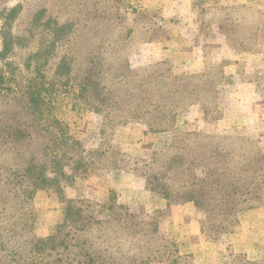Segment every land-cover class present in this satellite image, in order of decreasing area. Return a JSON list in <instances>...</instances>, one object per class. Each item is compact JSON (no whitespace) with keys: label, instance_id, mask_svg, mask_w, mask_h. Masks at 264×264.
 <instances>
[{"label":"rangeland","instance_id":"1","mask_svg":"<svg viewBox=\"0 0 264 264\" xmlns=\"http://www.w3.org/2000/svg\"><path fill=\"white\" fill-rule=\"evenodd\" d=\"M119 3L118 0H0V53L5 49L6 35L13 39L12 50L5 54V59L0 56V264H39L43 256L37 257L31 251L29 240L39 242L59 236L60 223L66 215H74V209H68L70 202L87 213L92 212L100 221L113 223L107 229L112 241L107 246L103 244L104 248L117 256L135 253L136 264H197L183 240L193 235L201 240L192 239L188 242L189 248L205 249L206 243H215L221 249L219 264H264L262 260H250L244 251H236L234 245L241 242L240 223L250 211L264 206L249 210L235 232L224 235L221 242H211L201 232L202 214L194 205L175 204L160 192L150 190L151 185L142 174L146 164L166 153L176 137L186 135L211 137L216 143H226L234 149L237 158L264 153V134L245 133L240 128L223 125L214 128L207 123L219 121L224 115L218 104V93L220 85L226 82L225 66L231 62L222 58L217 46L220 41L254 46L260 36L264 40V0H122L118 10ZM117 12L125 17L116 18ZM76 23L82 32L75 38L79 45L91 33L96 34L94 43H99L110 31L114 32L116 48L123 50L130 68L137 72L134 78L129 74L132 80L146 77L147 67L162 64L151 67L149 72L155 77L164 73L166 82H160L163 87L173 78L169 75L172 68L179 74L196 77L200 97L192 94L185 99L188 105L179 109L172 124L163 130L174 132L172 142L152 152V138L162 131H152L144 124L135 123L113 126L103 133L105 112L69 96L75 103L79 102L78 109L61 107L59 116L66 120L70 133L83 149L94 152L95 159L82 169L71 171L66 167L75 179L64 185L61 194L39 189L25 206L20 201L15 204L11 200L14 195L7 192L9 181L14 179V171L21 168L19 156L27 155L28 159L34 155L31 148L20 145L23 141L30 143L29 136L32 138L39 130L37 114L30 112L32 106L25 90L28 80L36 74L35 54L50 42L56 43L58 47L47 71L51 77L61 61L63 53L59 46L65 37L54 38V29L60 25L71 29ZM256 24L260 28L255 34ZM90 25L92 31H89ZM130 26L134 27V34L124 37ZM151 37L154 40H148ZM158 42L192 43L191 46L205 43V64L197 63L184 70L176 69L172 58L141 64L140 49ZM192 51H184L180 58L190 59L194 56ZM240 71L245 78L257 81L264 92V69L246 74L242 66ZM195 87L187 85L186 90L190 92ZM67 99L65 96L63 101L68 103ZM47 143L45 139L44 145ZM198 173L203 174L200 169ZM110 205L113 207L109 208ZM67 221L65 232L75 224L72 218ZM249 226L264 229V223L257 218H252ZM98 248L104 250L101 245ZM211 253L216 251L213 249ZM35 257L40 258L38 262L33 261Z\"/></svg>","mask_w":264,"mask_h":264},{"label":"trees","instance_id":"2","mask_svg":"<svg viewBox=\"0 0 264 264\" xmlns=\"http://www.w3.org/2000/svg\"><path fill=\"white\" fill-rule=\"evenodd\" d=\"M121 1L118 0V10ZM124 17V14L117 12L116 18ZM78 26L79 23H76L71 29H67L68 25L54 29V38L65 37L59 46L63 53L61 61L51 77H48L47 71L50 69V58L58 47L56 43L50 42L35 54L37 61L33 66L36 74L28 80L25 90L32 106L30 112L37 114L36 126L39 130L32 138L29 136L30 143L23 141L20 145L24 149L31 148L34 155L28 159L27 155L19 156L21 168L14 171L15 177L9 181L7 192L14 195L11 200L15 204L20 201L25 206L39 189L61 194L64 185L75 179V175L68 173L66 167L71 171L82 169L95 159L94 152L83 149L80 141L70 133L66 120L59 116L61 107L78 109L79 102L73 100L80 99L81 104L105 112V133L110 127L135 123L144 124L152 131L166 130L176 112L188 105L185 102L188 96L194 94L200 97L196 77L179 74L172 68L169 75L173 78L165 87L160 84L166 82L163 72L157 77L149 72L156 64L147 67L146 77L132 80L130 76L136 77L137 72L130 68L123 50L116 48L114 32L110 31L99 43H94L93 36L96 37V34L91 33L87 41L79 45L75 42V38L82 33L78 31ZM259 28L256 24L255 34ZM92 30L90 25L89 31ZM134 31V27L130 26L124 37L134 34ZM148 40L154 39L151 37ZM229 45L234 50L253 48L252 45L241 46L233 42ZM12 48L13 39L6 35L5 49L0 56L5 59V54ZM79 57L82 58L79 60ZM187 85L196 87L188 92ZM65 96L68 103L63 101ZM69 104L72 105L68 107ZM42 122L45 124L41 125ZM45 139L48 142L46 145ZM250 155L238 157V162L234 149L227 147L226 143H216L211 137L202 139L197 135H186L176 137L166 153L146 164L142 174L148 179L150 190L160 192L175 204L194 205L202 214V234L208 241L221 242L224 235L235 232L249 210L264 206V153ZM16 166L19 167L18 164ZM199 169L203 174L198 173ZM4 199L8 197L4 196ZM68 209H74V215H66L60 223L59 236L39 242L29 240L31 251L37 257L38 254L43 256L42 261L33 258L34 262L136 264L135 253L117 256L114 251L104 248L103 244L107 246L106 243L112 241L107 229L113 223L96 219L92 212L87 213L73 202H70ZM69 218L75 224L65 232ZM100 245L103 251L98 248ZM51 256L56 257L52 259Z\"/></svg>","mask_w":264,"mask_h":264},{"label":"crops","instance_id":"3","mask_svg":"<svg viewBox=\"0 0 264 264\" xmlns=\"http://www.w3.org/2000/svg\"><path fill=\"white\" fill-rule=\"evenodd\" d=\"M191 44L183 45V43H177L170 45V43L165 42L149 43V48L145 47V49L142 47L140 49L138 58L143 60L141 64L172 58L174 67L179 70L192 68L197 63L204 65L206 59L204 51L205 43H194L193 46ZM217 47L221 50L222 58L224 56V58H228L231 62L225 66L224 74H226V82L224 81L220 85L218 93V104L220 109L223 110L224 115L219 121H207L208 125L214 128H219L222 125L228 128L236 127L242 129L245 133L264 134V92L260 90L257 81L245 78L240 71L242 66L246 74L264 69L263 38L260 36L253 48L248 50L236 51L226 41H220ZM188 50H193L194 56L192 55L190 59L185 57L183 59L180 58V54ZM173 133L172 130H167L154 134L152 138L154 141L152 152L168 147L173 140ZM249 215L240 223L239 239H241V242H234V245L236 251H244L250 260H262L264 262V229L255 230L249 226L252 218H257L259 222L264 223V208L252 210L249 212ZM192 239L198 238L196 235H193L189 237V240L188 238L183 239L184 246H187L186 248L189 249V251H185L193 252L197 264H219L218 256L221 249L215 243H206L208 247H205V249L199 247L189 248L188 242L192 241ZM213 249L216 253H211Z\"/></svg>","mask_w":264,"mask_h":264}]
</instances>
